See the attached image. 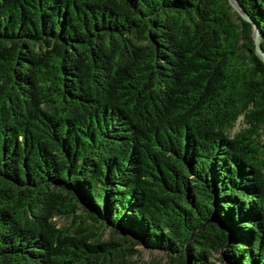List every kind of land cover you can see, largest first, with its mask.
<instances>
[{
  "label": "trees",
  "instance_id": "16d2710c",
  "mask_svg": "<svg viewBox=\"0 0 264 264\" xmlns=\"http://www.w3.org/2000/svg\"><path fill=\"white\" fill-rule=\"evenodd\" d=\"M252 32L228 0H0V264H264Z\"/></svg>",
  "mask_w": 264,
  "mask_h": 264
},
{
  "label": "rangeland",
  "instance_id": "374dc122",
  "mask_svg": "<svg viewBox=\"0 0 264 264\" xmlns=\"http://www.w3.org/2000/svg\"><path fill=\"white\" fill-rule=\"evenodd\" d=\"M241 126V123L236 124L234 129H238ZM57 224L60 225L66 222L65 218L62 215H57L54 217ZM107 234L106 236H108ZM139 252L133 253L130 255L131 259L135 264H172L169 257L165 253L158 249H148L141 246H138ZM213 264H221L219 260L213 259Z\"/></svg>",
  "mask_w": 264,
  "mask_h": 264
},
{
  "label": "water",
  "instance_id": "95a60500",
  "mask_svg": "<svg viewBox=\"0 0 264 264\" xmlns=\"http://www.w3.org/2000/svg\"><path fill=\"white\" fill-rule=\"evenodd\" d=\"M233 9H235L245 20L253 24L252 37L255 44V51L257 54L264 60V50L260 45V27L258 24H255L251 16L247 11L238 3L237 0H228Z\"/></svg>",
  "mask_w": 264,
  "mask_h": 264
}]
</instances>
